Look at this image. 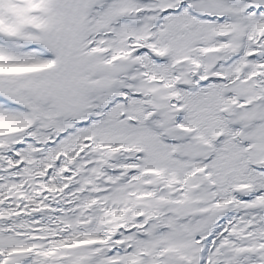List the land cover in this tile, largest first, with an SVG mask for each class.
Here are the masks:
<instances>
[{
  "label": "rangeland",
  "instance_id": "1",
  "mask_svg": "<svg viewBox=\"0 0 264 264\" xmlns=\"http://www.w3.org/2000/svg\"><path fill=\"white\" fill-rule=\"evenodd\" d=\"M41 1L47 3L46 10L61 8L60 1ZM188 1L182 4L186 7ZM4 2L0 0V74L8 69L23 74L35 68L48 69L47 57L29 68L6 62L10 57L4 41H14L15 32L9 29L16 11ZM249 3L263 6L259 0H195L196 7L207 11V16L220 17L213 22L192 17L183 5L163 14L153 31L165 49L164 59L157 63L144 54L145 73L151 70L164 75L157 74L165 84L156 94L149 93L152 87L146 77L135 76V89L126 99L128 106L116 94L109 109L98 108V118L75 130L70 119H55L50 106L32 103L42 118L28 135L35 134L49 147L43 149L33 141L21 146V137L16 134L5 137L8 143L0 157V170L7 172L0 175V204L6 206L0 213V264H194L204 244L206 248L214 245L215 252L210 263L202 253V264H264V37L257 31L264 23V6L249 8ZM135 6L134 0H113L97 12L96 32L103 36L100 40L108 42L107 51L120 54L123 35L139 30L121 25L117 28L120 40L103 34L121 9L126 8L129 15ZM225 18L228 23H224ZM219 30H226L230 39L217 37ZM177 60L187 73L183 83L171 69ZM193 61L202 65L207 77H215L195 91L187 86ZM48 74L42 75L41 82L53 77L52 70ZM25 81L26 76L0 79V86L24 98L27 96L21 87ZM176 96L182 97L185 105L181 118L174 115L177 111L172 98ZM152 97L155 104H161L155 116L151 106H145L146 111L142 106ZM165 127L179 141H164L160 131ZM189 129H196V133L191 136ZM214 131L224 133L219 145L213 142ZM91 136L95 138L88 141L91 155L80 154L78 144ZM183 138H191L184 151ZM246 140L255 148L249 150ZM211 145L214 153L207 161ZM60 152L63 160L69 155L75 157L81 170L71 168L69 176L58 172L61 166L55 165L53 175L60 173L61 179H72L73 185L66 190L57 184L53 189L45 186L43 190L52 192L43 194L42 203L37 194L39 185L27 183V179L39 176L43 165ZM177 152L184 157L176 156ZM116 155L120 157L118 163L108 160ZM129 157H133V168L140 166L141 170L133 169V177L119 173L130 170ZM140 157L145 159L142 166L137 164ZM196 164L208 165L210 179L192 173ZM150 168L157 169V174H149ZM158 181L162 189L153 197L151 185ZM13 195L23 196L29 204H14ZM139 211L146 216L136 218ZM146 220L150 222L147 227ZM98 227L102 234L93 237ZM109 235L117 236L115 244L107 240ZM5 255L12 259L4 262Z\"/></svg>",
  "mask_w": 264,
  "mask_h": 264
},
{
  "label": "water",
  "instance_id": "2",
  "mask_svg": "<svg viewBox=\"0 0 264 264\" xmlns=\"http://www.w3.org/2000/svg\"><path fill=\"white\" fill-rule=\"evenodd\" d=\"M67 19L44 27L42 36L55 61L56 76L30 87V94L44 105L52 102L56 112L80 120L93 108L92 96L103 97L116 85L113 68L92 50V13L108 0H65ZM26 88V87H25Z\"/></svg>",
  "mask_w": 264,
  "mask_h": 264
},
{
  "label": "trees",
  "instance_id": "3",
  "mask_svg": "<svg viewBox=\"0 0 264 264\" xmlns=\"http://www.w3.org/2000/svg\"><path fill=\"white\" fill-rule=\"evenodd\" d=\"M17 126L14 113L7 107L0 106V131H9Z\"/></svg>",
  "mask_w": 264,
  "mask_h": 264
}]
</instances>
